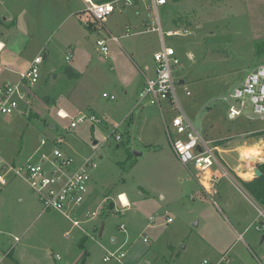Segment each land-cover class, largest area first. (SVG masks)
Returning <instances> with one entry per match:
<instances>
[{
  "label": "rangeland",
  "instance_id": "obj_1",
  "mask_svg": "<svg viewBox=\"0 0 264 264\" xmlns=\"http://www.w3.org/2000/svg\"><path fill=\"white\" fill-rule=\"evenodd\" d=\"M82 9L80 0H0V87L19 81L35 57L43 58L39 84L13 114L0 115V159L20 167L36 153L50 156L53 140L62 138L60 150L76 165L90 157L97 165L89 169V196L75 213L79 226L43 211L30 185L9 175L0 187V222L11 228L1 229L0 248L23 235V251L16 257V248L14 257L20 264H81L85 254L84 264H264V205L239 183L255 177L251 162L255 168L264 163V136L254 135L264 122L250 109L245 114L252 119L228 120L223 101L264 64V53L257 55L264 52V0H167L156 13L149 0L120 3L105 29L80 22ZM156 14L165 45L179 59L174 107L212 148L220 143L214 151L224 179L219 194L202 192V175L194 177L175 158L164 127L176 115L173 106L162 103L159 110L144 102L133 109L142 72L149 75L144 68L155 66L161 46ZM183 29L189 34L167 35ZM98 39L107 40L106 57ZM60 107L70 118L94 115L102 123L70 129V120L57 116ZM114 129L121 141L109 137ZM224 150H232L233 161ZM122 192L131 208L121 207ZM106 198L115 208L103 214ZM119 247L120 262L103 261ZM1 264L17 263L6 257Z\"/></svg>",
  "mask_w": 264,
  "mask_h": 264
},
{
  "label": "built area",
  "instance_id": "obj_2",
  "mask_svg": "<svg viewBox=\"0 0 264 264\" xmlns=\"http://www.w3.org/2000/svg\"><path fill=\"white\" fill-rule=\"evenodd\" d=\"M80 1L83 4V9L77 13L80 22L92 29H105L104 24L107 17L116 10L118 4L129 6L134 1L138 3L141 0ZM149 1L155 13L158 7L167 3V0ZM154 29L159 31L161 35L158 19L157 27ZM188 34L189 31L186 29L167 32L170 37ZM108 40L117 42L115 37H110ZM106 41L103 39L96 41V45L101 49L104 57L108 55ZM160 42V50L153 55L154 75L151 78L145 77L144 85L138 94V102L140 104L146 102L150 106L158 107L159 110L162 108V103L173 106L171 109L176 112V115L173 117L170 126H166L165 129L172 152L178 162L187 167L194 177L202 175V179H204L205 174L215 168L214 148L210 146L209 141L200 136L198 130L182 113L179 106L174 107V103L177 104V99L172 74L173 70L179 66V59L175 55V51L165 45L162 35ZM66 60L69 61L70 57L67 56ZM42 63L43 58L41 56L35 57L26 70L21 73L19 81L0 87V115L13 114L19 108L20 102L26 100L30 90L39 83ZM102 97L109 101L116 99L115 96L105 93L102 94ZM223 101L227 105L226 116L228 120L234 121L245 116L252 119L245 114L250 109L258 120L264 122V64L256 65L239 85L223 97ZM57 115L61 119L70 120V129H75L86 121L92 125L102 123L101 119L94 115L87 116L79 113L74 118L60 112ZM115 133L116 129L109 134V137L113 136L115 141H121V136ZM45 144L46 141L41 140V145ZM52 144L54 149L50 156L36 153L20 167L0 159V187L7 185L9 175L13 178H21L30 185L43 211L57 212L69 218L74 226H79L75 213L82 208L88 195L89 169H94L97 165L92 157L84 160L81 165H76L72 157L63 154L60 150V146L63 144L62 138L55 139ZM118 200L122 204L120 196H118ZM94 215L95 213H92L91 217ZM150 221L153 222V218H150ZM170 221L171 219L168 218L167 222ZM119 230L124 233L126 231L123 225L119 226ZM19 241L18 237L13 238L14 245ZM143 242H147L146 238L143 239ZM121 249L122 247L113 253H108L103 261L115 260L120 262L124 257ZM9 252H0V263L8 256Z\"/></svg>",
  "mask_w": 264,
  "mask_h": 264
},
{
  "label": "crops",
  "instance_id": "obj_3",
  "mask_svg": "<svg viewBox=\"0 0 264 264\" xmlns=\"http://www.w3.org/2000/svg\"><path fill=\"white\" fill-rule=\"evenodd\" d=\"M4 20V19H3ZM2 47V43H0V48ZM160 48H161V46L154 52V54L156 53V52H158L159 50H160ZM153 54V55H154ZM134 55V54H133ZM133 55H131L130 57V59L132 60V61H134L133 60ZM100 61L101 62H104V59H102V58H100ZM27 68V67H26ZM151 70H152V72H153V74L151 73ZM145 71H149V75L147 74V73H143L142 72V74H143V76H144V79H145V77H148V78H151V77H153V75H154V66L151 68V67H149V66H145V68H144V72ZM39 84V83H38ZM143 84H144V81H143ZM143 84H142V86H143ZM140 90H141V88H140ZM112 95V94H111ZM114 96V95H113ZM141 106H143V103H139L138 102V98L136 99V102H135V106H134V108L133 109H135L136 107L138 108V107H141ZM61 113V114H67V112L63 109V108H58V110H57V114L58 113ZM68 115V114H67ZM58 116V115H57ZM166 126H168L167 124H164V127H165V129H166ZM166 131V130H165ZM43 140V139H42ZM121 140H122V138H121ZM54 141V140H53ZM148 148L149 149H153V152H155V151H158L157 150V148L155 147V145H150V146H148ZM151 149V150H152ZM219 150V147L218 146H214V151L215 150ZM234 150V149H233ZM236 150V149H235ZM220 151V150H219ZM232 150H224V152H227V154H228V160H230V161H233L234 160V156H232L231 155V153H229V152H231ZM263 153V152H262ZM235 155V154H234ZM250 156V159L251 160H254L255 158L252 156V155H249ZM176 158V157H175ZM178 161V160H177ZM250 170V169H249ZM233 171H235L234 169H233ZM251 171V170H250ZM223 176L219 173V171H217L216 170V168H213V169H211L208 173H206L205 174V178L204 179H202L201 181H198V184L200 185V188H201V191L202 192H204L205 194H207V195H209V194H211V193H215V194H219V192H220V189H217L218 187L220 188L221 187V183L223 182V178H222ZM15 180V179H14ZM23 182L22 183H25V184H27L23 179H21ZM250 180H252V179H247L245 182H248V181H250ZM227 182H229V181H227ZM230 184V183H229ZM18 186H21V184H19ZM120 194H123L124 196H125V198H126V200H127V203L126 204H124L123 202H122V204H120L121 205V207L123 208V209H128V208H131L132 206H133V202H131L129 199H128V197L124 194V192H122V193H120ZM120 194H118L117 195V197L120 195ZM89 195H87V197H88ZM87 199V198H86ZM89 199V198H88ZM109 201H108V200ZM23 199L22 198H20V201H22ZM106 200L108 201V202H111L112 204H113V209L115 208V202L112 200V199H110V198H106ZM119 201V200H118ZM240 225H241V223H240ZM9 225H7V226H5L4 225V221H2V222H0V233H1V229H6V231H9V229L11 228H9L8 227ZM11 226H13V225H11ZM10 236H12L11 234H9ZM21 236H23V235H21ZM21 236H17L18 238H19V242L18 243H16L15 245H14V243H13V239H11V238H9L8 240H7V242H8V247L4 250L3 248H0V252H8V251H10L9 252V254H8V258H11L13 261H15L17 264H20V262L19 261H17V259L16 258H14L16 255H15V250H16V248H17V256L16 257H18V255H20V253L23 251V248H21V249H18V246H19V244L21 243ZM113 242V241H112ZM0 247H5V244L4 243H1L0 244ZM24 247H28V245H27V243H25L24 244ZM120 248V247H119ZM19 260V259H18ZM1 264V263H0Z\"/></svg>",
  "mask_w": 264,
  "mask_h": 264
},
{
  "label": "trees",
  "instance_id": "obj_4",
  "mask_svg": "<svg viewBox=\"0 0 264 264\" xmlns=\"http://www.w3.org/2000/svg\"><path fill=\"white\" fill-rule=\"evenodd\" d=\"M112 0H99L98 2H109ZM173 2H178L181 0H172ZM264 52L257 53V55H261ZM255 137H263L264 131H260L254 134ZM220 143H215L214 146H219ZM256 169L259 171L260 176L254 177L252 180L248 182L240 181L241 187L258 203L261 205H264V163L258 164L256 166ZM113 209V204L111 202H108L106 206V210H103V214H105L108 211H111ZM85 239H81L79 243V247H83ZM86 255V254H85ZM84 255V257H85ZM84 257L81 264H84Z\"/></svg>",
  "mask_w": 264,
  "mask_h": 264
},
{
  "label": "water",
  "instance_id": "obj_5",
  "mask_svg": "<svg viewBox=\"0 0 264 264\" xmlns=\"http://www.w3.org/2000/svg\"><path fill=\"white\" fill-rule=\"evenodd\" d=\"M134 4L136 5V4H137V1H134ZM179 84H183V81H180ZM136 155H138V154H136ZM249 169L253 171L255 177H259V176H260V173H259V171L254 167V163H253V162L250 163V168H249Z\"/></svg>",
  "mask_w": 264,
  "mask_h": 264
},
{
  "label": "bare ground",
  "instance_id": "obj_6",
  "mask_svg": "<svg viewBox=\"0 0 264 264\" xmlns=\"http://www.w3.org/2000/svg\"><path fill=\"white\" fill-rule=\"evenodd\" d=\"M119 196H120V200H121L124 204H126V203H127V200H126L125 196H124L123 194H120Z\"/></svg>",
  "mask_w": 264,
  "mask_h": 264
}]
</instances>
